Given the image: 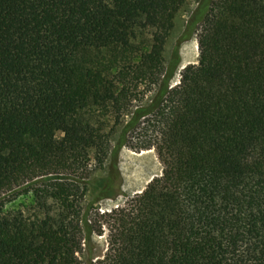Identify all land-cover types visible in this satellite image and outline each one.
Segmentation results:
<instances>
[{"label": "trees", "instance_id": "16d2710c", "mask_svg": "<svg viewBox=\"0 0 264 264\" xmlns=\"http://www.w3.org/2000/svg\"><path fill=\"white\" fill-rule=\"evenodd\" d=\"M188 1L0 0V264H264V0H200L171 85ZM145 124L161 173L100 212Z\"/></svg>", "mask_w": 264, "mask_h": 264}, {"label": "rangeland", "instance_id": "374dc122", "mask_svg": "<svg viewBox=\"0 0 264 264\" xmlns=\"http://www.w3.org/2000/svg\"><path fill=\"white\" fill-rule=\"evenodd\" d=\"M200 6V0H189L184 8L178 13L175 19L174 29L167 41L165 48V57L167 63L173 64L176 56H179L176 73L171 78L170 84L174 85L179 81L180 71L188 63H197L199 49L198 36L202 28V14L197 11ZM192 21V23H191ZM190 22V24H189ZM177 51V53H175ZM151 93L146 95V97ZM147 99V98H146ZM145 124L132 131L129 135L130 146H123L119 152L118 179L115 186L109 188L111 196L96 200L99 192L98 184L101 179L108 175L110 161H107L105 167L94 174L88 181L87 202H91L94 206H98L102 212L107 208L123 204L131 198L135 193L142 191L147 183L162 171V163L159 160L156 151L153 148L141 149L140 146L147 142H153L155 127ZM152 140V141H150ZM142 152H144L142 154ZM115 185V184H114ZM118 191V192H117ZM117 192L116 195H113ZM95 215V209L90 211ZM93 261L104 255L108 238L107 233L94 234L91 240Z\"/></svg>", "mask_w": 264, "mask_h": 264}, {"label": "bare ground", "instance_id": "6f19581e", "mask_svg": "<svg viewBox=\"0 0 264 264\" xmlns=\"http://www.w3.org/2000/svg\"><path fill=\"white\" fill-rule=\"evenodd\" d=\"M144 152H142V154H143Z\"/></svg>", "mask_w": 264, "mask_h": 264}]
</instances>
